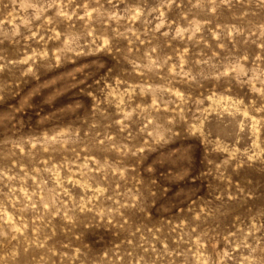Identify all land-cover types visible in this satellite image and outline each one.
I'll use <instances>...</instances> for the list:
<instances>
[{"label":"rangeland","instance_id":"374dc122","mask_svg":"<svg viewBox=\"0 0 264 264\" xmlns=\"http://www.w3.org/2000/svg\"><path fill=\"white\" fill-rule=\"evenodd\" d=\"M0 264H264V0H0Z\"/></svg>","mask_w":264,"mask_h":264}]
</instances>
